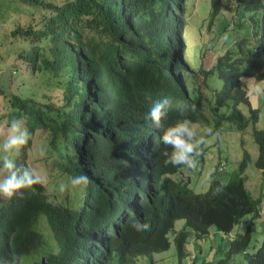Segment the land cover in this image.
Segmentation results:
<instances>
[{
    "label": "trees",
    "instance_id": "1",
    "mask_svg": "<svg viewBox=\"0 0 264 264\" xmlns=\"http://www.w3.org/2000/svg\"><path fill=\"white\" fill-rule=\"evenodd\" d=\"M44 1L52 9L46 6L48 14L43 15V19L50 16L52 19L72 18L74 21L79 47L90 58V65L99 79L96 88L101 97L98 98L104 102L98 104L106 106L112 113L114 131L101 139L97 147L104 144L107 149H115L119 143L137 134L153 136L148 175L153 189L144 197L141 220L150 228L137 232L130 226L134 218L121 217L119 195L123 184L114 178L113 158L105 154L95 159V168L101 175L96 176L94 183L76 190L67 189L72 191L73 198L81 197L79 206H41L40 190L33 188L27 190L17 223L0 216V223L5 228L0 230V258L10 259L15 255L16 264H132L139 255L150 256L153 252L167 249L172 239L177 264H182L180 259L185 254L183 243L189 229L203 234L210 225H214L227 232L242 214L250 212L257 215L259 198L248 194L241 176L225 182L211 179L203 192L189 189L180 175L174 179L170 177L184 167L163 164L161 152L171 149L159 144V140L163 128L178 120L205 124L207 129L217 133L224 120L243 128L247 121L257 119L258 108L251 107L240 78L264 79V0H210V18L219 10L220 3L222 6L231 3L232 22H224L218 33L230 23L232 31H226V39H232V42L215 57L214 62L209 60L207 66L201 64L197 67L187 61H174L168 54L166 41L156 28L159 18L168 10L166 0H132L130 19L137 30L135 42L122 36L128 23L114 17L105 0H68L60 6H54L51 0ZM34 2L42 3L41 0ZM23 15L26 19H35L33 11L14 8L7 13L6 20L0 19L3 37L11 50L18 46L14 32L19 31L15 27ZM40 23L41 19L35 25ZM34 24L25 29V38L29 37ZM45 31L50 33L52 27ZM231 32H241L242 35L233 39ZM82 33L84 41L80 40ZM176 65L183 70L176 72ZM59 66L57 84L63 90L59 102L64 110L63 117L55 120L49 109H43L35 102L28 105L29 98L6 94L0 103V141L3 142V133L10 121L17 117L16 110L23 107L32 115L37 114L45 124L44 130H38L43 134L42 139L38 136L34 139L37 150L32 163L47 169L53 179L67 182L70 177L80 175L72 155L74 142L80 135L75 125L81 124L78 121L81 116L77 114L81 98L73 83L70 66L65 60H60ZM174 73H180L183 79L184 88L180 91L171 83ZM211 76L219 81L217 86H209L207 80ZM203 89L207 91L204 93ZM146 94L151 96V100L146 99ZM165 96L172 98L174 103L180 101L195 105L196 110L180 116L172 108L162 121L163 128L157 129L151 125L147 112L154 101ZM111 103L123 110L113 109L109 105ZM241 103L247 106L248 115L239 107ZM252 135L257 145L255 166L264 169V129L253 127ZM41 149L45 155L39 159L37 152ZM246 156L244 151L238 165L239 172L243 170ZM221 183L226 185L224 191L214 195L213 190ZM42 208L48 212L45 213L50 228L47 239L42 237L37 227L38 218H32L33 211ZM178 218L184 223L175 230L173 223ZM114 219L117 220L116 225L112 223ZM248 241L247 227L230 241L228 251L244 249ZM56 249L60 250L59 255L53 254ZM41 254H45L44 263L39 259ZM227 259L228 254L224 260ZM244 264H264V235Z\"/></svg>",
    "mask_w": 264,
    "mask_h": 264
},
{
    "label": "clouds",
    "instance_id": "2",
    "mask_svg": "<svg viewBox=\"0 0 264 264\" xmlns=\"http://www.w3.org/2000/svg\"><path fill=\"white\" fill-rule=\"evenodd\" d=\"M0 1L4 3V11L1 17L4 20L7 19L6 15L12 8L20 11H24L23 9L29 12L33 11L35 17L34 20H29L23 15L15 27L19 30L14 32L18 46L13 50L10 49L14 58L22 62L31 72L41 77L45 84L55 87H59L57 82L60 78V60H65L73 73V83L77 86L81 98L77 111V114L81 116V119L78 120L81 124L75 125L77 134L80 135L74 142L72 155L75 167L80 175L70 177L67 182L64 181L59 187V181L53 179L47 169L32 163V158H27V154L32 155L30 148H34V153H36L37 144L34 139L36 136L39 137L38 139H42L43 134L38 130H44L45 122L37 114L32 115L23 107L14 112L17 117L10 121L3 133V142L0 141V216H4L9 222L17 223L22 215L27 190L33 188L40 190L42 195L41 206L44 204L57 208L63 205L79 206L81 197L73 198L72 191L67 189L70 187L76 190L86 187L88 183H94L96 176L101 175L95 168V159L98 156L109 154L113 158L114 178L119 179L123 184L119 195L121 217L123 219L134 218L130 222V226L135 231H147L150 225L141 222V220L144 197L153 189L148 176L151 167L152 134H137L119 143L115 149H107L104 144L98 148L97 145L101 142V139L110 134L111 130L114 131V120L111 111L106 106L102 107L98 104L104 102L101 98H98L101 97L96 88L99 79L90 65V58L79 47L74 21L72 18L57 20L50 18V16L43 19V15L48 14L47 7L52 9V6L45 5L44 0H41V4L34 2V0ZM66 1L68 0H51L54 6H60ZM166 1L168 10L159 18L156 28L166 41L169 56L174 61L181 60L185 63L187 60L184 56L183 28L184 23L188 21V18L185 17L188 2L187 0ZM105 2L114 17L120 19L123 23H128L125 31L121 33L122 36L135 42L137 30L132 19H130L132 0H105ZM227 11L233 16V11L230 8ZM208 13L210 17L211 9L205 15ZM213 15L210 20L213 19ZM39 19H41V23L37 26L35 24ZM226 21L227 19L224 22ZM77 22L80 23V21ZM31 24L34 25L31 27L30 35L25 38V29ZM50 26L52 31L50 33L46 32L45 30ZM2 29L3 27L0 26V33L3 35ZM83 39L82 33L80 40L84 41ZM175 69L176 72H180L183 67L176 65ZM249 78L253 79L251 76ZM258 81H264V79ZM171 83L178 91L184 88L180 73H174ZM253 91L257 96L264 95V88L259 85ZM62 92L61 89L59 95L55 94L51 98L46 95L40 100H36L32 95L21 96L18 93L13 95L29 98L28 105H33L34 102L38 103L43 109H49L53 112V119L59 120L64 114V110L60 108L59 103ZM0 94L2 95L0 96L1 103V98L4 96L1 91ZM146 99L151 100V96L146 94ZM105 103L108 104V102ZM109 105L113 109L123 110L121 106L117 108L115 103ZM172 108H175L180 116H185L188 111L194 112L196 110L195 105L180 101L174 103L172 98L165 96L154 101L147 112L151 125L157 129L163 128L162 121L167 118ZM130 112L134 113L131 110ZM206 131L208 135L213 134L212 129ZM204 143H206L205 138L203 136L197 138L196 131L190 127L187 120H178L175 124L163 128L161 132L159 144L164 145L166 149H171V151L164 150L161 152L164 157L162 162L165 166H183L187 169L196 170L198 168L197 158L201 155V145ZM38 155L43 157L45 152L41 149ZM183 175L186 174L183 173ZM206 178H211V172L208 173ZM46 186H52V190L59 192L60 196L50 198L44 191ZM225 187L226 185L221 183L213 190L214 195L222 193ZM45 213L48 214L43 208L33 211L32 218H38L37 227L39 230L42 225H45L50 231ZM112 223L116 225L117 220L114 219ZM3 229L5 228L0 223V230ZM59 251V249H56L53 254L59 255ZM39 259L43 263L46 262L45 254L39 255ZM0 264H16L15 255H12L10 259L0 258Z\"/></svg>",
    "mask_w": 264,
    "mask_h": 264
},
{
    "label": "rangeland",
    "instance_id": "3",
    "mask_svg": "<svg viewBox=\"0 0 264 264\" xmlns=\"http://www.w3.org/2000/svg\"><path fill=\"white\" fill-rule=\"evenodd\" d=\"M187 2L185 17L188 21L184 23L183 28L184 56L193 67L201 64L207 66L210 61L214 62L215 57L232 42V39H226V31H232L230 28L232 15L227 11L232 5L228 3L222 6L220 3L219 10L210 20L209 13L205 15L211 8L210 0H187ZM3 11L4 3L0 1V19H2ZM226 19L231 22L218 33ZM240 35H242L241 32H231L233 39H237ZM240 81L246 87L251 107L258 108L257 120L247 121L243 128H237L232 122L224 120L220 131L216 133L212 130V135L207 134L205 124L200 125L187 120L190 127L196 131L197 138L203 136L206 143L201 145V155L197 158L198 168L191 170L184 167L179 170L189 177L186 185L194 192H203L211 179L216 178L225 182L229 178L241 176L248 194L253 198H259L258 213L257 215H252L250 212L242 214L227 232L217 229L214 225H210L207 232L203 234H196L194 230L189 229L183 243L185 254L180 260L182 264H244L248 254L254 250L264 235V169L255 166L257 145L252 135L253 127L264 129V95L257 96L253 91L257 85L264 88V81H254L246 76ZM207 82L211 87L219 84L213 76ZM203 90L204 93L207 91ZM0 91L4 97L7 92L8 95L16 93L21 96L32 95L36 100H40L46 95L50 98L55 94L59 95L61 88L45 84L41 77L15 59L7 40L0 33ZM239 107L248 115L245 104L241 103ZM30 150L32 155L27 154V158L31 159L35 153L34 148ZM244 151L247 153L245 165L239 172L238 165ZM38 153L39 151L37 157L40 159ZM209 172H211V178L207 179ZM170 177L177 178L178 171L170 174ZM63 182L64 180L60 179L58 187ZM44 191L50 198L60 196L59 192L52 190V186H46ZM183 223V219H175L173 228L176 230ZM247 227L249 228L247 246L238 251H228L230 241L237 238ZM40 230L42 237L47 239L48 228L42 225ZM175 251L174 242L171 239L167 249L153 252L150 256L139 255L132 264H150L149 262L151 264H177ZM226 254H228V259L224 260Z\"/></svg>",
    "mask_w": 264,
    "mask_h": 264
},
{
    "label": "water",
    "instance_id": "4",
    "mask_svg": "<svg viewBox=\"0 0 264 264\" xmlns=\"http://www.w3.org/2000/svg\"><path fill=\"white\" fill-rule=\"evenodd\" d=\"M178 173L183 177L184 180L189 181V177L187 175H183V173L180 170H178Z\"/></svg>",
    "mask_w": 264,
    "mask_h": 264
}]
</instances>
